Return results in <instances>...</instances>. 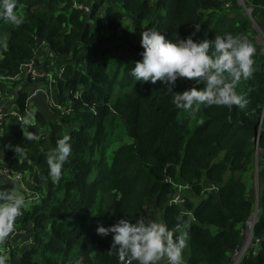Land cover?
Here are the masks:
<instances>
[{
  "label": "trees",
  "instance_id": "obj_1",
  "mask_svg": "<svg viewBox=\"0 0 264 264\" xmlns=\"http://www.w3.org/2000/svg\"><path fill=\"white\" fill-rule=\"evenodd\" d=\"M263 5L264 0H243L242 5L239 0H96L91 13L83 14L72 9L71 0H18L14 11L24 23L15 27L0 21V39L7 41V48H0V78L15 76L44 47L47 58L63 68L54 95L71 108L58 124L36 113V125L27 130L39 135L38 141L25 139L17 120L2 126L0 151L8 149L2 164L33 176L40 187L33 191L46 186L41 203L16 221L34 243L15 262L69 264L78 258L92 224L97 229L121 218L133 223L140 216L156 219V209L174 228L186 209L195 218L185 217L191 222L186 264L230 263L253 213L242 174L253 169L257 158L264 165V55L257 49L252 78L237 85L247 101L243 109L201 106L195 114L186 113L172 103L168 85L135 81L129 71L142 61L147 29L161 31L168 40L186 39L200 25L195 42H211L225 33L246 36L254 31L246 9L254 18ZM125 19L129 36L122 33ZM193 87L203 86L184 78L172 91ZM26 88L15 100L21 116ZM65 134L71 136L72 154L60 182L53 184L46 153ZM6 145L22 147L27 159ZM33 167L39 169L35 174ZM260 181L252 231L258 249L255 255L248 251L240 264H264V176ZM173 182L184 183L194 198L169 205L176 193ZM107 195L111 216L104 224ZM111 246V234L99 236L89 264H119L116 253H109Z\"/></svg>",
  "mask_w": 264,
  "mask_h": 264
},
{
  "label": "clouds",
  "instance_id": "obj_2",
  "mask_svg": "<svg viewBox=\"0 0 264 264\" xmlns=\"http://www.w3.org/2000/svg\"><path fill=\"white\" fill-rule=\"evenodd\" d=\"M18 0H0V21L19 27L24 17L14 11ZM196 31L186 39L178 37L168 40L161 31L147 29L142 33L140 53L142 61L136 62L129 71L135 81L155 84L160 81L168 85L167 93L172 94V103L177 109L195 114L200 107H224L232 110L234 106L243 109L247 101L240 96L237 85L254 74V56L257 49L247 36L231 33L215 35L214 41L195 42ZM0 48H7L6 38L0 39ZM186 78L202 85L183 91L173 92L178 80ZM32 114L20 123L24 138L38 141L40 136L28 131L34 126ZM71 136L65 134L56 141L54 148L46 153L48 178L53 184L62 178L63 167L72 154ZM17 157L27 159L25 150L11 145ZM0 153L3 154L2 151ZM34 199L26 194L22 185L0 189V245L15 231L16 221L25 211L30 210ZM185 217L195 218L186 209L177 217L174 228L162 220L137 217L135 222L121 218L110 227L98 226L97 234L102 238L112 235L109 253L115 252L119 264H185L184 252L190 238L191 222ZM7 255L0 254V264H7Z\"/></svg>",
  "mask_w": 264,
  "mask_h": 264
},
{
  "label": "rangeland",
  "instance_id": "obj_3",
  "mask_svg": "<svg viewBox=\"0 0 264 264\" xmlns=\"http://www.w3.org/2000/svg\"><path fill=\"white\" fill-rule=\"evenodd\" d=\"M89 1L91 2V4H94L96 0H89ZM251 13H252L251 9L249 10L246 9V16L247 14L249 15ZM102 15H103V10H101V14L99 16L100 19H102ZM252 23L254 24L253 28H254L255 33L254 31L253 32L251 31L247 33L246 36L248 38L253 37L254 46L256 47V49L259 50L260 53L264 54V26L256 22V20H254ZM129 25H130L129 21L125 19L123 23L124 32H122L125 36H129L130 34L131 30L129 28ZM44 59L45 61H49L51 63V71L53 75L56 76L58 73V70L62 67L61 64L55 62L52 58H47L46 55L44 56ZM47 86H48V83L46 81H42V82H39L33 85L31 88H32V91L40 89L44 92H47L48 91ZM4 87L6 88V92L8 94V100L3 101V103L6 102L7 104L5 107L9 108L10 106L14 105V101L17 97V92H18L17 86L9 83L7 85H4ZM0 91L2 95L4 91H2L1 89ZM56 100L57 99L55 95L49 98H45L41 96L39 97V99H35L34 104L31 108L28 105L27 110L25 111L26 113L25 116H28L29 114H32V116H34L35 115L34 113H39L41 115L43 114L47 116L46 117L47 120L57 123L64 116L63 115L64 111L57 113L56 111L53 110L51 101L58 103ZM7 152H8V149L3 151V154L0 153V165H2V158L4 154H6ZM38 171L39 169L37 167H33L32 174H35ZM263 176H264V165L259 164L258 158L253 163V169H251L247 173L242 174V179L247 187L246 197L253 204V213L251 216V218L253 219L256 217L258 210H259L258 190L260 189V182H261L260 180L261 178H263ZM22 186L24 190H26L25 191L26 194H28L31 198L34 199V203L36 202L41 203L42 194H44L45 192L44 190V187H46L45 185L42 187L43 190H40L41 192L40 191L39 193L38 191L35 192L33 190L40 189V187L36 184L33 176L25 175ZM182 194H183V197L187 196V197L194 198V196L191 195V193H189L187 189H185L182 192ZM106 197H107V200L104 206L105 218L103 219L104 224L108 223L109 217L111 216V203H112L111 198L108 195ZM148 208H151V209L153 208L154 210L153 204L151 202L148 204ZM154 211L159 212L156 209ZM24 232H25L24 229L21 226H18V224H16L15 231L12 234H10L9 238L5 241L3 245H0V254L7 255L8 257L7 264H18L17 262L13 261V256L15 257L17 252H19V250H17L14 247L21 246V249L23 248L22 246H24V239L21 234H23ZM247 234H248V231H245V238L242 243V246L245 245L249 247L250 236ZM98 236L99 235L97 234V229L94 227V224H92L88 228L87 232L84 234L81 240V244H80L81 247H80V253L78 254V258L71 259L69 264H89L92 258V255H93L92 246H93L94 241L98 238ZM9 259L12 262H9Z\"/></svg>",
  "mask_w": 264,
  "mask_h": 264
},
{
  "label": "built area",
  "instance_id": "obj_4",
  "mask_svg": "<svg viewBox=\"0 0 264 264\" xmlns=\"http://www.w3.org/2000/svg\"><path fill=\"white\" fill-rule=\"evenodd\" d=\"M72 2V9L76 11H80L83 14H89L91 13L92 6L90 1L86 0V3H81L79 0H71ZM248 15V14H247ZM248 17L252 20V15L249 14ZM264 55V54H263ZM51 69V63L49 61H43L39 62L37 59L33 58L29 62L25 63L21 66L19 69V72L11 77V78H0V89L4 91V93L1 95L0 91V133L2 132V126L4 122L8 121V119H16L20 123L24 119L17 110L12 109H6V102L3 103V101L8 100V94L6 92V88L4 85L7 84H16L17 85V91H21L25 87H29L36 83L38 80H47L50 87L57 84V79H60V77L63 74V68L61 67L58 70V73L56 77H54L52 74L49 73V70ZM7 83V84H6ZM26 88V89H27ZM77 94V93H76ZM78 96V95H77ZM76 96V97H77ZM51 105L53 106V109L58 111V113L64 111L63 115H69L70 114V108L71 105L68 106H61L58 103H55L51 101ZM11 107V106H10ZM33 126V125H32ZM35 126V125H34ZM25 178V175L22 173L14 172L8 165H0V180L3 182H6L8 186L13 187L14 184L22 185L23 179ZM174 187H176V193L173 199L170 201L169 205H183L185 203V199L181 192L179 191L178 183H172ZM26 191V190H25ZM258 215V213H257ZM256 217L253 219L251 218L244 230H243V240L239 246V248L231 254V260L229 264H240L243 257L246 255L248 251H251L253 255L256 254V251L258 249L259 240L252 241V231L256 223ZM245 231H248V234L250 236V245L249 247L243 245L242 243L245 238ZM34 241L32 239H28L25 243L23 248L26 249L28 247H31L33 245ZM186 264V262H185Z\"/></svg>",
  "mask_w": 264,
  "mask_h": 264
},
{
  "label": "crops",
  "instance_id": "obj_5",
  "mask_svg": "<svg viewBox=\"0 0 264 264\" xmlns=\"http://www.w3.org/2000/svg\"><path fill=\"white\" fill-rule=\"evenodd\" d=\"M239 2H240V4L242 3L243 4V0H239ZM260 12H262L263 13V15H260ZM260 12H258L256 15H255V19H253V17H252V20L254 21V20H256V22H258V23H260V24H262L263 26H264V5L261 7V10H260ZM249 20H250V18H249ZM251 21V20H250ZM253 21H251V23L253 22ZM252 25L254 26V24L252 23ZM250 38H252L253 39V37H250ZM46 55V57H48V53H47V51H46V49L43 47V48H41V49H39V50H37L36 51V54H35V59H37L39 62H43V61H45V59H44V56ZM49 73L50 74H52L53 75V73H52V71H51V69L49 70ZM54 76V75H53ZM55 77V76H54ZM42 81H46L47 83H48V81L47 80H43V79H41V80H38L36 83H34L33 85H35V84H37V83H39V82H42ZM33 85H31V86H29L25 91H24V93H26V103H25V106H26V109H25V111L27 110V107H28V105L30 106V108L33 106V104H34V100L35 99H39V97H41V96H43V97H45V98H49V97H53V95H54V92H53V86L52 87H50L49 86V84H48V86H47V89H48V91L47 92H44V91H42V90H40V89H38V90H34V91H32V86ZM17 98V97H16ZM16 100V99H15ZM57 102H58V99L56 100ZM58 104H59V102H58ZM60 105V104H59ZM61 106H68V105H61ZM14 109V110H17V112H19L18 111V107H17V105L15 104V101H14V105H12L11 107H9V108H6V109ZM54 111H56L55 109H53ZM57 112V111H56ZM34 114H36V113H34ZM26 113L24 112V115L22 116L23 118H25L26 116ZM43 115V114H42ZM43 117L44 118H46L47 116H45V115H43ZM32 118L34 119V121H35V124L34 125H36V120H35V116H32ZM47 119V118H46ZM8 120H11V119H8ZM16 120V119H15ZM18 121V120H17ZM19 122V121H18ZM20 123V122H19ZM32 127V125H29L28 126V128H31ZM0 187H3L4 185H8L6 182H3V181H1L0 180ZM11 187V186H10ZM178 187H179V191L181 192V194H182V192L185 190V189H187V187H186V185L184 184V183H178ZM187 191H188V189H187ZM183 195V194H182ZM186 198H188L187 196H185ZM154 213H155V215H156V219H158V220H162V213L159 211V212H155L154 211ZM22 236H23V239H24V243L28 240V239H32L33 240V237H31L30 235H28V233H26V231L23 233V234H21ZM99 237V236H98ZM23 247V246H22ZM14 248H16L17 250H19V252H17V254H16V256L14 257L13 256V261H18V258H19V256L23 253V251L25 250L24 248H22L21 249V246H15ZM184 256H185V258L188 256V246H187V248L185 249V252H184ZM15 259V260H14ZM9 262H12L10 259H9ZM8 263V262H7Z\"/></svg>",
  "mask_w": 264,
  "mask_h": 264
}]
</instances>
